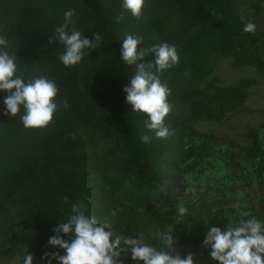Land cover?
I'll return each mask as SVG.
<instances>
[{
    "label": "trees",
    "instance_id": "1",
    "mask_svg": "<svg viewBox=\"0 0 264 264\" xmlns=\"http://www.w3.org/2000/svg\"><path fill=\"white\" fill-rule=\"evenodd\" d=\"M67 9L77 29L104 42L70 68L58 60L62 46L48 44ZM122 11L121 0H0V35L20 71L55 80L57 101L68 102L43 129H24L20 113L0 116L1 260L22 264L30 253L44 264L51 229L79 201L114 234L142 232L156 247L173 234L197 264H214L200 247L207 226L264 220V121L246 118L264 85V0H145L138 19L117 22ZM247 22L254 33L242 31ZM126 34L143 37L138 47L177 48L179 63L161 74L167 139L151 138L125 102L135 71L119 58ZM128 256L124 264H135Z\"/></svg>",
    "mask_w": 264,
    "mask_h": 264
},
{
    "label": "clouds",
    "instance_id": "2",
    "mask_svg": "<svg viewBox=\"0 0 264 264\" xmlns=\"http://www.w3.org/2000/svg\"><path fill=\"white\" fill-rule=\"evenodd\" d=\"M145 0H121L122 12L117 22L125 15L139 18ZM74 9L63 12L62 23L55 27L48 44L62 46L58 55L60 64L70 68L80 64L90 52L99 50L104 43L99 33L93 32L89 39L75 27ZM244 33H254L256 24L247 22ZM143 37L126 34L121 41L119 58L125 66L135 71L122 88L124 99L131 106V112L143 116L144 128L152 133L151 138L167 139L172 131L165 123L170 112L168 97L170 89L161 81V74L179 63L175 45L167 42L141 45ZM9 41L0 35V116L9 118L20 113L24 129H43L53 120L61 106L68 107L67 100L57 101L59 88L55 80L46 75L21 72L15 53L9 51ZM151 57V59H148ZM150 136L140 137L142 143H149ZM195 189H184L187 196ZM67 202V197L64 198ZM177 215L184 217L188 209L177 206ZM40 259L44 264H124L122 254L135 264H197L195 254L177 252V238L169 233L159 236L160 247L145 242L144 234H114L95 216L89 215L83 201L70 205L66 220L51 229ZM200 247L207 252L214 264H264V220L255 216L228 220L223 227L207 226ZM22 264H33V256L24 254Z\"/></svg>",
    "mask_w": 264,
    "mask_h": 264
},
{
    "label": "rangeland",
    "instance_id": "3",
    "mask_svg": "<svg viewBox=\"0 0 264 264\" xmlns=\"http://www.w3.org/2000/svg\"><path fill=\"white\" fill-rule=\"evenodd\" d=\"M247 106L251 109L252 113L248 115L246 118H251L255 122L264 121V85H260V87L255 91V94L248 100ZM0 264H19L17 260H1Z\"/></svg>",
    "mask_w": 264,
    "mask_h": 264
}]
</instances>
